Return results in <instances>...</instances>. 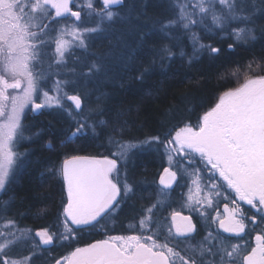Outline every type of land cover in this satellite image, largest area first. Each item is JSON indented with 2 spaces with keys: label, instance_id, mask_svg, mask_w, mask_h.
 <instances>
[{
  "label": "snow or ice",
  "instance_id": "snow-or-ice-1",
  "mask_svg": "<svg viewBox=\"0 0 264 264\" xmlns=\"http://www.w3.org/2000/svg\"><path fill=\"white\" fill-rule=\"evenodd\" d=\"M122 2L0 0V191L24 166L26 156L16 149L27 138L23 120L28 108L74 113L66 140L97 136V127L103 125L110 130L109 145L116 149L111 153L115 158L73 156L63 161L67 202L56 223L34 235L9 218L7 202L0 204V264H32L35 248L62 246L100 225L117 208L121 193L127 197L134 191L127 173L120 178V161L145 147L166 163L159 175L161 196L180 187L181 208L197 213L208 231L196 240L199 231L192 215L172 210L164 216L169 203L161 198L134 218L130 228L139 234L109 235L76 247L54 264H264V75L245 77L237 88L222 93L197 126L186 123L164 139L157 135L132 141L123 139V123L92 119L102 115L94 109L84 112L86 93L79 90V78L87 82L99 73L98 61L82 63L80 72L75 67L63 74L52 72L53 67H66L76 49L87 51L93 36L114 22V6ZM170 5L173 14L160 22V30L165 35L173 29L189 33L194 53L189 63L197 52H220L202 43L201 33L221 34L232 40V49L255 40L254 22L264 18V0H170ZM155 55L162 63L176 53L163 46ZM149 70L144 69L140 78ZM61 75L78 78L60 79ZM197 163L203 167H195ZM242 203L250 208H242ZM248 210L254 214L246 215ZM252 232L254 243H232ZM23 246L29 247L28 255L12 254Z\"/></svg>",
  "mask_w": 264,
  "mask_h": 264
},
{
  "label": "trees",
  "instance_id": "trees-1",
  "mask_svg": "<svg viewBox=\"0 0 264 264\" xmlns=\"http://www.w3.org/2000/svg\"><path fill=\"white\" fill-rule=\"evenodd\" d=\"M141 3L142 15L148 23L156 26V31L150 33L148 28L139 31L141 38L136 41L133 38L130 52H126L129 59L112 68L107 75V82H99V91L88 95H98V100L87 97L86 101L88 108H95L96 112L102 113L92 119L123 123V139L132 141H142L157 135L164 139L169 131L174 132L186 123L197 126L199 117L214 105L217 96L235 87V75H241L257 65L264 66V18L254 22L255 40L232 49L228 48L232 40L201 33L204 37L201 42L219 48L220 52L212 55L207 51L197 52L196 58L189 63V57L194 55L189 33L180 29L171 30L170 34L177 42L176 45H170V41L157 28L160 22L173 14L170 1L142 0ZM194 29L192 31H200ZM96 44L92 45L102 49L106 47L103 40ZM163 46H170L176 55L161 63L155 53ZM181 51L185 55L181 56ZM154 59L155 64L152 63ZM146 68L150 70L140 78ZM74 119L57 110L25 116L24 124L29 129L25 133L27 138L16 149L24 151L25 163L0 195L10 206L8 215L18 221L19 227L38 230L56 223L63 211V204L67 202L63 177L54 173L59 161L73 156L115 158L111 153L116 149L108 143L110 130L103 125L97 127V136L89 133L87 137L66 140L70 126L74 127ZM163 167L156 151L134 150L119 163V168H122L120 173L123 177L127 173L128 182L134 186V191L120 198L118 209L95 229L78 233V240L43 250L58 256L101 240L109 234H134L130 225L134 223V218L139 219L141 209L157 199H164L156 178ZM171 210L175 209L169 203L162 214L167 216ZM194 218L199 231L196 240H199L208 228L197 215ZM44 257L46 263L51 260L49 254Z\"/></svg>",
  "mask_w": 264,
  "mask_h": 264
},
{
  "label": "rangeland",
  "instance_id": "rangeland-1",
  "mask_svg": "<svg viewBox=\"0 0 264 264\" xmlns=\"http://www.w3.org/2000/svg\"><path fill=\"white\" fill-rule=\"evenodd\" d=\"M141 1L142 0H127V1L125 0L124 3L115 7L114 10L116 12H118V15L115 18L114 22L107 27V30L105 32L99 33V34H96L95 36H93L87 51L76 49L74 51L73 55L68 58L66 67H63V66L58 67V68L53 67V69H52L53 73L60 72L63 74V73L70 72V70L73 67L76 68L77 72H80L82 70V68H81L82 63L91 62V61H98L101 64V66H102L101 71L99 73H96L95 75H93L91 78L87 79V82H85L84 78H79V80H80V83L78 85L79 90L82 93L87 92L86 93V99L84 102V112L85 113H87L90 110V108H88L89 105H87V103H86V101H88L87 97L91 100L92 99L98 100V95H94L91 97L88 95L91 93H95V92L99 91V89H100L99 85L100 84H98V83L99 82H102V83L107 82V80H108L107 75H108V73H110L112 68L117 67V65H122L120 63L123 60L129 59V57L126 56V52L127 53L130 52V49H131L132 43H133V38H135L134 39L135 41L138 38H141V36L138 35L139 31L143 30V28L144 29L148 28V31L150 33L156 31V26L151 24V23H148L147 19L142 15V11H140L141 10L140 5L142 4ZM78 2H79V0H78ZM64 22L65 21H63V20L60 21V23H64ZM157 28H158V31L165 38H167L170 41V45H176L177 41L176 42L174 41L175 38L174 37L172 38L171 34L165 35L163 32H161L160 27H157ZM194 30H196V29H194ZM137 35H138V37H136ZM214 36L219 37V38L222 37V35L219 33L215 34ZM99 40H103L104 45L106 46L105 49H102V47L98 48L97 46L92 45L93 43L95 45H97L96 43L99 42ZM160 45H161V42H160ZM168 47H170V46H168ZM103 48H104V46H103ZM191 50L193 52V49H191ZM123 53H125V55ZM123 55L125 56V58ZM77 58H79V61H77ZM45 67H47V60L45 61ZM257 75H264V66L257 65L253 68H249V71L243 72L241 75H239V74L235 75L236 78L234 80H236L237 84L235 85V87H233L231 89H235L241 83H243L245 77L257 76ZM56 78L57 77L55 75H53L52 79H56ZM59 78L60 79H75L78 77H73L71 75H68V76L61 75ZM50 84H51V80H49V85ZM85 88H87V89H85ZM228 90H230V89H228ZM228 90H225L224 92H226ZM224 92H222V93H224ZM222 93H220L217 96L216 101H214L215 103L218 101V99ZM37 102H39V101H37ZM67 103L68 102H66V105H67ZM215 103H214V105H215ZM46 110H48V111H55V110L61 111L68 116V113L65 110L57 109V108L41 109L35 113L32 112L31 108H28V109H26L25 116L27 114H39V113L46 111ZM71 117H75V114L73 113V115ZM23 122H24V120H23ZM144 149H147L148 151L151 150L147 147H145ZM144 149H139V150H144ZM139 150H137V151H139ZM19 151H21V150H19ZM23 152H20V153H23ZM197 158H199V157H197ZM64 160L65 159L59 161V163L56 164V168L54 170V173H56L58 176H62V168H63V161ZM182 162L187 163V161H182ZM163 165L166 166V163H163ZM194 166L195 167H203L199 163H197ZM121 170H122V168H119V175H120L121 180H123V175L120 173ZM162 170H163V168H162ZM162 170L158 173V177H156L158 180V183H159V175L162 172ZM204 171L206 174L207 170L204 169ZM115 176H116V173H113V177H115ZM2 191H0V195H1ZM181 191L182 190L180 187H175L174 190L169 191L163 195L164 199H166L168 201V203H170V205L172 204V206L174 207V209L176 211H182L184 215H192L193 222L195 223L194 215H197V217L199 218L198 214L194 213V212H189V210L187 208H184V209L181 208V204L183 203V199L181 197ZM123 195L124 194L121 193V197ZM121 197H118V200H120ZM3 202H6V201L5 200L3 201L2 198H0V204H2ZM119 206H120V203L118 204L117 208L113 210V212L116 211ZM230 207H231V205H230ZM220 210L223 211V203L220 204ZM251 211H247L246 215H248V216L253 215L254 212L253 211L251 212ZM250 212H251V214H250ZM9 218H11V217L9 216ZM200 221L203 222L201 219H200ZM21 228H26V227H21ZM206 228H207V226H206ZM258 230L259 229H257V231ZM31 231L34 235L36 230L31 229ZM53 231H56V229H54ZM134 234H139V233L136 232ZM255 234H256L255 232H252L251 235H244L243 241H237L234 239L232 241V243H237V242L243 243L244 241H250L251 242V239H252L251 237L255 236ZM109 235H107V236H109ZM107 236H105L103 239H105ZM35 239L38 242L39 238H35ZM252 241L254 242V238L252 239ZM32 243H33L32 241H29V245H31ZM43 249H44L43 247L34 249L36 254L32 260V264H54V259H58L60 257L67 256L70 253V252H66L64 254L61 253L58 256H53L51 251L46 253ZM29 250L30 249L28 246H23L21 248L15 249L12 254L13 255H17V254L28 255ZM48 254L51 257V260L49 259L50 261L46 263L44 261V259H46L44 256H46Z\"/></svg>",
  "mask_w": 264,
  "mask_h": 264
},
{
  "label": "flooded vegetation",
  "instance_id": "flooded-vegetation-1",
  "mask_svg": "<svg viewBox=\"0 0 264 264\" xmlns=\"http://www.w3.org/2000/svg\"><path fill=\"white\" fill-rule=\"evenodd\" d=\"M241 206H242V208H244V209H249V208H250V206H248V205H246V204H243V203L241 204ZM248 207H249V208H248ZM248 211H251V210H248ZM252 211L254 212L255 210H252ZM252 211H251V212H252ZM251 212H250V214H251ZM225 235H228V234H225ZM251 238L253 239L254 236H252ZM252 239H251V242H253ZM253 243H254V242H253Z\"/></svg>",
  "mask_w": 264,
  "mask_h": 264
},
{
  "label": "water",
  "instance_id": "water-1",
  "mask_svg": "<svg viewBox=\"0 0 264 264\" xmlns=\"http://www.w3.org/2000/svg\"><path fill=\"white\" fill-rule=\"evenodd\" d=\"M122 3H123V2H122ZM120 5H121V4H120ZM117 6H119V5L114 6V8L117 7Z\"/></svg>",
  "mask_w": 264,
  "mask_h": 264
}]
</instances>
